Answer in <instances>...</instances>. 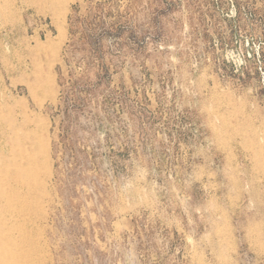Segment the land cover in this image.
<instances>
[{
    "label": "rangeland",
    "instance_id": "obj_1",
    "mask_svg": "<svg viewBox=\"0 0 264 264\" xmlns=\"http://www.w3.org/2000/svg\"><path fill=\"white\" fill-rule=\"evenodd\" d=\"M0 264H264V0H0Z\"/></svg>",
    "mask_w": 264,
    "mask_h": 264
}]
</instances>
